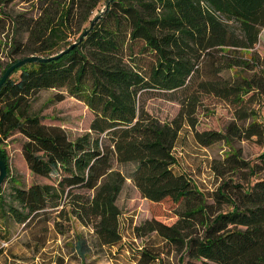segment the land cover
<instances>
[{
  "label": "trees",
  "instance_id": "trees-1",
  "mask_svg": "<svg viewBox=\"0 0 264 264\" xmlns=\"http://www.w3.org/2000/svg\"><path fill=\"white\" fill-rule=\"evenodd\" d=\"M14 2L28 8L9 15ZM263 29L264 0H0V54L8 59L0 78L23 58L59 54L87 30L68 53L24 64L0 88V160L9 183L7 199L0 187V217L62 235L73 219L89 227L99 245L123 247L138 264L159 263L174 251L179 264H264V178L232 186L233 195L227 183L204 194L176 156L182 132L201 147L264 139V113L248 110L244 99L251 91L264 94V59L253 51ZM18 34L24 42L15 40ZM54 88L63 91L58 99L72 97L89 109V132L71 140L62 128L42 123L32 101ZM148 92L180 94L177 116L160 122L148 114L140 101ZM202 95L234 107L225 132L195 129ZM16 133L26 139L21 154L29 169L43 177L56 173L55 185L22 187L11 177L1 145ZM240 155L232 147L228 168L242 165L253 173L255 166ZM113 161L134 168L125 175ZM260 163L264 170V155ZM126 179L149 202L169 201L176 220L127 223L116 204ZM213 204L230 210L213 215ZM75 251H85L82 239Z\"/></svg>",
  "mask_w": 264,
  "mask_h": 264
},
{
  "label": "rangeland",
  "instance_id": "rangeland-1",
  "mask_svg": "<svg viewBox=\"0 0 264 264\" xmlns=\"http://www.w3.org/2000/svg\"><path fill=\"white\" fill-rule=\"evenodd\" d=\"M27 8L28 6L24 3L14 2L8 6L6 11L9 15H15ZM31 14L35 16L37 11L35 10ZM4 31L6 32V29ZM15 40L24 42L25 35L18 34ZM253 51L264 59V29L261 31L260 39ZM2 53L4 54V52ZM7 62L6 55L0 54V71ZM231 74L233 73L224 72L223 76L229 78ZM250 74L251 72H247L246 76ZM59 94H63L61 89L41 90L32 101V109L42 116V123L62 128L71 140L89 132V126L93 119L89 109L72 97L64 96L60 100L56 97ZM180 98V94L148 92L143 94L140 101L145 111L155 119L160 122H170L179 112L178 100ZM244 99L248 110L264 113V94L260 96L259 93L251 91ZM194 118L197 131L225 132L227 126L234 121V107L213 96L202 95ZM260 118L264 124V119ZM236 123L246 126L248 121ZM25 141L26 139L22 135L16 133L1 145L7 158L11 177L22 187L35 183L55 185L56 179H58L56 173L50 177H43L34 174L29 169L21 154V147ZM232 147L240 151L241 160L249 166H255L253 173L249 172L251 167L247 166L241 165L234 170L228 168L225 158L232 153ZM232 147L222 141L209 147H201L189 135L182 132L176 156L181 167L192 176L193 181L204 194L216 190L222 183H227L226 190L229 195H233L232 186L240 185L247 188L255 181L264 178V170L260 169V158L264 155V139L238 138L232 140ZM112 165L114 169L120 170L125 175L134 168L133 165L120 166L115 161L112 162ZM8 194L9 183L6 182L2 185V196L7 199ZM208 203L212 204L213 202L208 199ZM116 204L124 220L127 223L131 221L132 225H140L150 218H158L167 224H172L176 220L169 201L149 202L141 197L130 179L125 180ZM212 207L213 215L217 211L230 210L228 204L220 206L213 204ZM42 228V224L31 223L24 227V225L11 221L5 222L0 217V264H138L136 257H133L131 252L127 253L123 247L121 249L119 247L107 248L99 245L92 230L73 219L63 235L51 231L43 233ZM151 236L141 240L135 239L133 246L140 247L141 243L146 242ZM39 238L43 240L41 241ZM124 238L130 240L128 230L125 231ZM79 239L85 242V251L82 253L75 251V245ZM151 242L156 246L159 245L158 240ZM179 257L180 253L177 251H174L169 257L162 254L161 261L155 264H179ZM187 260L184 258V263ZM194 262L203 264L201 261ZM206 264L212 263L207 262Z\"/></svg>",
  "mask_w": 264,
  "mask_h": 264
},
{
  "label": "water",
  "instance_id": "water-1",
  "mask_svg": "<svg viewBox=\"0 0 264 264\" xmlns=\"http://www.w3.org/2000/svg\"><path fill=\"white\" fill-rule=\"evenodd\" d=\"M99 19V17H97L91 24L90 27H92V25ZM87 34V30L82 34V36H80V38L78 39L77 42H74L72 45H70L67 49H65L64 51H61L59 54L51 56L47 59H41L38 58L36 56H29L26 58H23L19 61H17L16 63L12 64L11 66H9L5 72L3 73V75L0 78V88L2 87V85L5 83V81L9 78L10 74L17 68L23 66L24 64L27 63H31V62H36V61H49V60H54V59H58L60 58L63 54L68 53L75 45H77L78 43H80L82 41V39L86 36ZM7 175V168L6 165L4 164V162H2L0 160V187L3 184V182L5 181Z\"/></svg>",
  "mask_w": 264,
  "mask_h": 264
}]
</instances>
